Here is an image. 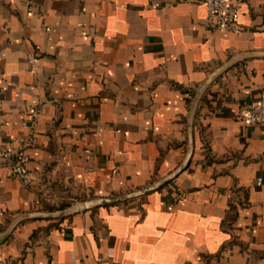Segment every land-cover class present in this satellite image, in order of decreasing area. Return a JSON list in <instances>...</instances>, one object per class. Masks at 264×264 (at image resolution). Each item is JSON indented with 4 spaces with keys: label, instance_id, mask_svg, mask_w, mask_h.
<instances>
[{
    "label": "crops",
    "instance_id": "0c3cea01",
    "mask_svg": "<svg viewBox=\"0 0 264 264\" xmlns=\"http://www.w3.org/2000/svg\"><path fill=\"white\" fill-rule=\"evenodd\" d=\"M231 2L235 32L204 0H0V138L32 179L0 164L2 264H264V123L237 118L264 0Z\"/></svg>",
    "mask_w": 264,
    "mask_h": 264
},
{
    "label": "built area",
    "instance_id": "2783aa9c",
    "mask_svg": "<svg viewBox=\"0 0 264 264\" xmlns=\"http://www.w3.org/2000/svg\"><path fill=\"white\" fill-rule=\"evenodd\" d=\"M206 6V23L211 29L238 31L237 7L231 0H204ZM237 118L246 125L264 123V99L239 108ZM28 160L20 149L10 146L0 138V164L5 166L10 175L24 185L31 184V176L25 167ZM0 264L1 258H0Z\"/></svg>",
    "mask_w": 264,
    "mask_h": 264
},
{
    "label": "water",
    "instance_id": "95a60500",
    "mask_svg": "<svg viewBox=\"0 0 264 264\" xmlns=\"http://www.w3.org/2000/svg\"><path fill=\"white\" fill-rule=\"evenodd\" d=\"M153 186H150V187H147V188H144V189H141V190H138L136 192H129L127 193L125 196H121V197H115V198H100L98 201L99 202H102V201H119V200H123V199H126V198H129V197H132V196H136V195H139V194H142L144 192H146L147 190L151 189Z\"/></svg>",
    "mask_w": 264,
    "mask_h": 264
},
{
    "label": "rangeland",
    "instance_id": "374dc122",
    "mask_svg": "<svg viewBox=\"0 0 264 264\" xmlns=\"http://www.w3.org/2000/svg\"><path fill=\"white\" fill-rule=\"evenodd\" d=\"M48 202L51 204V202H55V199L54 198H48ZM53 205L55 204V203H52ZM57 205V204H56ZM61 205V203H58V205L57 206H60Z\"/></svg>",
    "mask_w": 264,
    "mask_h": 264
}]
</instances>
